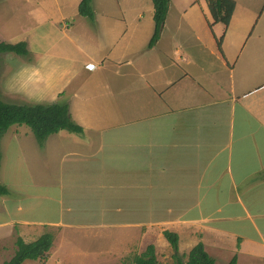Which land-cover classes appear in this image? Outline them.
I'll use <instances>...</instances> for the list:
<instances>
[{
    "label": "crops",
    "instance_id": "0c3cea01",
    "mask_svg": "<svg viewBox=\"0 0 264 264\" xmlns=\"http://www.w3.org/2000/svg\"><path fill=\"white\" fill-rule=\"evenodd\" d=\"M234 1L228 27H211L203 9L201 17L193 14L195 25L206 24L197 36L204 59L200 52L188 55L194 47L187 42L185 58L176 60L178 51L170 47L182 38V22L195 7L191 0L185 9L170 0L159 40L150 49L152 36L144 52L126 62L129 69L121 67L120 50L104 56L102 73L83 78L91 90L78 85L72 96L70 114L83 134L62 131L41 148L30 128L11 127L5 141L16 146L14 159L20 158L29 176L23 181L48 194L39 198L56 205L52 215L56 211L58 218L22 220L31 202L5 176L0 183L10 195L0 196V216L6 215L0 230L46 226L57 231L51 252L55 245L72 248L67 229L91 231L92 240L102 235L107 248L128 247L130 239V246L142 249L162 240L154 241L152 233L157 209H166L171 212L161 222L175 225L180 245L182 237L191 239L189 249L202 243L215 264L224 254L226 264L234 257L237 264H264V0ZM131 11L139 9L122 12ZM110 32L121 39L128 30ZM125 75L131 78L128 90ZM4 80L1 88L10 97ZM121 107L131 113L128 121L119 119ZM12 155L8 151L4 162ZM70 243L79 248L74 239Z\"/></svg>",
    "mask_w": 264,
    "mask_h": 264
},
{
    "label": "rangeland",
    "instance_id": "374dc122",
    "mask_svg": "<svg viewBox=\"0 0 264 264\" xmlns=\"http://www.w3.org/2000/svg\"><path fill=\"white\" fill-rule=\"evenodd\" d=\"M191 1L195 7L187 15V20L182 22V25L185 26L182 31H179L182 38L177 39L170 46L178 51L175 55L176 60L181 57L185 58L187 54L192 55L198 52H200L203 59L206 58V52H202L203 48L197 46V36L202 35L203 30L201 28L202 26L205 27L206 24L203 22L205 25L202 23L200 27L195 25L194 13L197 17H201V12L205 10L210 26L215 25H213L212 17H210L208 11L207 0ZM80 3L81 0H0V36L3 38V40L0 38V41L9 43L27 41L31 50L27 56L14 53H6L1 56L0 79L5 81L6 76L8 86L11 89V96H6L3 93L2 82L0 81V99L3 102L28 106L57 103L69 105L70 108V105H73L75 101L72 100V96L75 93L76 86L79 85L83 92L84 90H91L88 85L84 86L83 78L101 74L103 70L98 67V64L110 51H121L125 57L121 67L125 69L130 68L126 62L132 59L135 53L144 52L147 42L154 34L152 1L93 0V9L95 3L100 6L97 10H93L95 14L94 22H90L79 15L78 7ZM172 3L182 9L189 8L192 5V3H187L186 0H172ZM240 3L239 6L245 9L243 1ZM133 9H139V11L136 13L131 11L133 14L129 15H126L127 12H122ZM237 16L239 19L243 18L239 13ZM175 23L176 17L171 15L168 25L172 26ZM187 24H191L193 29H190ZM137 26L139 29H136ZM219 26L220 28L223 27L222 24ZM207 28L209 27L207 26ZM122 29H127L128 32L121 34V39L118 36L119 34L110 32V30ZM186 42L189 46L194 47L187 49V54L184 50ZM163 46L164 43L158 48H163ZM159 49H156L155 52L158 53ZM207 63H211V61ZM85 73H87V76L84 77ZM124 84V89L128 90L131 85L130 75H125ZM92 95H89L91 100L97 99L96 95H94L95 97ZM128 96L130 95L126 94L122 97L128 98ZM131 116L127 108L121 107L120 120L128 121ZM23 127L30 130L26 126ZM5 134L0 136V180L3 179L4 181L5 176H9L6 178V182L9 178L15 181L20 186L17 190L26 193L27 201L31 202L28 206L32 208L21 219L36 222L38 220L55 219V216L58 218L56 211L54 218L52 215V211L57 210L56 205L45 198H39L48 194L34 192L28 181H23L28 179L29 176L20 158L14 159L16 146L6 144ZM8 151L13 154L12 160H5L4 162ZM20 172L26 174L22 176V181L20 180ZM169 212L171 210L166 209H157L156 212L157 223L152 238H154V241L155 238L162 239L156 240L155 246L153 245L156 249L159 264H177L174 258L175 251L164 236L166 231L176 233L172 231L175 225L161 222V218ZM0 218L6 219V215L0 216ZM64 232L67 233L68 237H71L70 240L74 239L79 244L78 249L69 240L68 243L72 248L65 251L60 245H55L54 250L50 251L47 262L26 261L24 264H134L135 257L147 249L146 245L142 249L140 246L133 248L130 246L132 245L130 239L127 242L129 248L123 247L119 250L107 248V239L102 238V235L100 239L92 240L94 234L91 231L77 234L76 232L69 233L67 229ZM44 233H52L55 236L57 231H52L46 226L26 230L17 226L9 231L0 230V264H4L14 256L19 238L29 243L34 242L33 240L36 241ZM58 239L56 244H60L61 238ZM184 239L182 237V245L179 242L178 253L183 261L187 262L189 252L192 249H189V247L193 243H190L191 239L189 241ZM226 257H228L227 254L221 256L217 259L216 264H226ZM240 264L245 263L241 261Z\"/></svg>",
    "mask_w": 264,
    "mask_h": 264
},
{
    "label": "trees",
    "instance_id": "16d2710c",
    "mask_svg": "<svg viewBox=\"0 0 264 264\" xmlns=\"http://www.w3.org/2000/svg\"><path fill=\"white\" fill-rule=\"evenodd\" d=\"M154 5L155 32L149 43L152 49L159 40L165 23L170 0H152ZM213 23H222L226 27L230 25L236 3L234 0H207ZM93 0H81L78 8L79 15L94 22L95 14L92 6ZM219 45L220 42H219ZM14 53L20 56L29 54L28 43L0 42V59L3 54ZM27 126L31 129L39 146L43 148L52 135L62 131L81 135L84 130L72 120L69 105H16L5 103L0 99V136L4 135L13 126ZM10 195L9 189L0 183V196ZM165 238L175 251L174 258L177 264H215V260L205 251L204 245L199 243L189 253L187 262L179 256V236L176 233L166 231ZM54 243V234L45 233L34 242H25L22 238L17 240V250L14 256L4 264H24L26 261L47 262ZM134 264H159L156 249L148 246L145 252L137 255ZM229 264H237L234 257Z\"/></svg>",
    "mask_w": 264,
    "mask_h": 264
}]
</instances>
